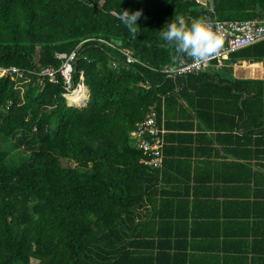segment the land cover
Here are the masks:
<instances>
[{
  "label": "trees",
  "instance_id": "16d2710c",
  "mask_svg": "<svg viewBox=\"0 0 264 264\" xmlns=\"http://www.w3.org/2000/svg\"><path fill=\"white\" fill-rule=\"evenodd\" d=\"M211 5L0 0V65L19 68L0 77V264H187L193 212L180 213L177 199L190 178L180 169L186 157L199 159L195 185L230 178L254 188L264 178V79L237 78L230 66L262 60L264 39L230 52L218 69L173 78L161 70L185 56L173 61L159 37L171 18H264V0ZM123 9L141 12L135 37L110 12ZM121 48L138 61L127 63ZM73 49L71 87L82 72L89 90L81 106L67 103L62 76L38 74L61 64L56 52ZM151 107L168 129L155 167L141 161L132 134Z\"/></svg>",
  "mask_w": 264,
  "mask_h": 264
},
{
  "label": "crops",
  "instance_id": "0c3cea01",
  "mask_svg": "<svg viewBox=\"0 0 264 264\" xmlns=\"http://www.w3.org/2000/svg\"><path fill=\"white\" fill-rule=\"evenodd\" d=\"M207 6L212 9L211 1ZM230 66L232 75L237 78L264 79V58L260 61L237 60ZM190 133L195 134V131ZM190 146L199 148L195 142ZM181 148L188 151L184 145ZM185 160L190 162L181 165L180 169L184 173L188 170L190 178L180 180L177 199L182 204L178 210L180 213L184 207L193 212L186 219L191 232L187 236L189 248L185 251L189 255L187 264H264V178H257L258 185L254 188L246 183H226L230 178H211L195 185L197 180L192 177L197 173L199 159L189 155ZM195 186L196 198L191 193L192 189L195 191ZM165 188L175 190L170 183H166ZM209 188L214 193L206 198L202 193ZM252 189H255L256 196L251 194ZM179 250L178 254L184 249Z\"/></svg>",
  "mask_w": 264,
  "mask_h": 264
},
{
  "label": "built area",
  "instance_id": "2783aa9c",
  "mask_svg": "<svg viewBox=\"0 0 264 264\" xmlns=\"http://www.w3.org/2000/svg\"><path fill=\"white\" fill-rule=\"evenodd\" d=\"M205 7L211 0H196ZM209 8V7H208ZM210 9V8H209ZM212 10V9H211ZM110 12L116 16L119 14L115 10ZM210 22V26L216 31L222 40L220 48L209 58L205 60H194L191 57L184 56L175 65H164L161 69L168 77H176L189 73H198L206 70L209 66L215 69L223 66L225 59L228 58L230 52L240 49L244 46L258 42L264 39V18L262 19H241V20H220L210 18L205 15L203 18ZM121 52L125 56L127 63L138 61L130 51L126 48H121ZM55 57L61 60V64L57 67L43 66L38 71L43 77H47L51 81H56L58 76H62L67 85V92L74 91L71 87L72 78V63L76 59V49L69 53L56 52ZM19 68L14 65L2 66L0 65V77L8 74L18 73ZM80 81L77 85L84 87L82 72L79 76ZM67 93H65L66 96ZM89 94V90H88ZM168 129L161 122L157 120V113L155 108L151 107L144 117L140 119L135 129L132 131L133 136L137 139L138 147L144 152V157L141 161L149 167L161 166L163 160V144L164 137Z\"/></svg>",
  "mask_w": 264,
  "mask_h": 264
},
{
  "label": "clouds",
  "instance_id": "9594fccd",
  "mask_svg": "<svg viewBox=\"0 0 264 264\" xmlns=\"http://www.w3.org/2000/svg\"><path fill=\"white\" fill-rule=\"evenodd\" d=\"M140 10H121L118 19L129 33L135 37L140 31L137 20ZM159 37L174 50V61L179 55H186L194 60L211 57L221 46L220 35L212 29L210 22L201 18L186 21L183 16H176L159 28Z\"/></svg>",
  "mask_w": 264,
  "mask_h": 264
},
{
  "label": "bare ground",
  "instance_id": "6f19581e",
  "mask_svg": "<svg viewBox=\"0 0 264 264\" xmlns=\"http://www.w3.org/2000/svg\"><path fill=\"white\" fill-rule=\"evenodd\" d=\"M87 92L84 87L75 89L71 94L67 93V101L68 103H74V104H81L86 99Z\"/></svg>",
  "mask_w": 264,
  "mask_h": 264
},
{
  "label": "rangeland",
  "instance_id": "374dc122",
  "mask_svg": "<svg viewBox=\"0 0 264 264\" xmlns=\"http://www.w3.org/2000/svg\"><path fill=\"white\" fill-rule=\"evenodd\" d=\"M79 88H82L81 86L79 87L77 84H76V86L74 87V89H79ZM84 88L86 89V92H87V97H86V99H85V101L82 103V104H74V103H68V101H67V97L65 96V98H66V101H67V103L68 104H73V105H77V106H81V105H85V103L87 102V100H88V88L84 85ZM73 91H69V92H67V93H72ZM5 148H8V146H5ZM24 152H23V150H21V149H18V150H16V151H14V152H11V155L12 156H14V157H16V156H18L19 154H23Z\"/></svg>",
  "mask_w": 264,
  "mask_h": 264
}]
</instances>
